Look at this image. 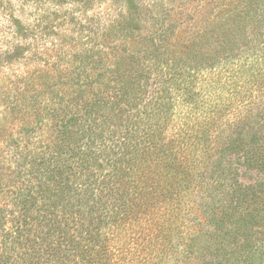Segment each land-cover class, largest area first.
<instances>
[{"label":"trees","instance_id":"1","mask_svg":"<svg viewBox=\"0 0 264 264\" xmlns=\"http://www.w3.org/2000/svg\"><path fill=\"white\" fill-rule=\"evenodd\" d=\"M118 1L0 118V264L258 263L264 0Z\"/></svg>","mask_w":264,"mask_h":264},{"label":"rangeland","instance_id":"2","mask_svg":"<svg viewBox=\"0 0 264 264\" xmlns=\"http://www.w3.org/2000/svg\"><path fill=\"white\" fill-rule=\"evenodd\" d=\"M120 4L118 0H0V118L12 115L20 98L24 109L28 108L32 76H40L47 60L59 56L60 45L91 39L90 30L97 25L112 29L122 23ZM19 117L0 129L5 160L9 158L7 143L18 137L24 123H33L29 118L19 122ZM257 242L264 244V238ZM261 254L256 264H264V247Z\"/></svg>","mask_w":264,"mask_h":264}]
</instances>
